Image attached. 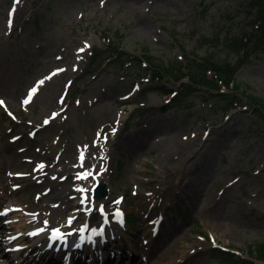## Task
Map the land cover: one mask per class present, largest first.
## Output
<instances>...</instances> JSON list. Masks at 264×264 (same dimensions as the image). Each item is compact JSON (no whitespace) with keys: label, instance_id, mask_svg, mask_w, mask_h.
Here are the masks:
<instances>
[{"label":"rangeland","instance_id":"rangeland-1","mask_svg":"<svg viewBox=\"0 0 264 264\" xmlns=\"http://www.w3.org/2000/svg\"><path fill=\"white\" fill-rule=\"evenodd\" d=\"M249 2L0 0V201L12 205L1 225L23 236L38 224L23 213L44 216L50 233L82 225L64 195L70 179L89 172L79 183L90 201L98 179L108 195L95 203L117 200L133 215L119 243L131 242L126 252L140 264H220L213 246L247 258L264 241V119L246 97L264 99V50L236 72L238 89L225 90L240 99L228 111L205 91L173 103L155 89L168 82L105 63L94 69L90 55L107 36L164 62L184 53L235 62L229 42L249 36Z\"/></svg>","mask_w":264,"mask_h":264},{"label":"trees","instance_id":"trees-1","mask_svg":"<svg viewBox=\"0 0 264 264\" xmlns=\"http://www.w3.org/2000/svg\"><path fill=\"white\" fill-rule=\"evenodd\" d=\"M249 6L254 10L249 36L242 35L229 42L232 51L237 55L235 62L214 58L212 55L198 58L187 53L180 59L172 58L164 62L149 53L140 56L131 54L120 47L119 40L104 36L105 47L91 49V65L97 69L105 63L114 69L126 70L127 74H134L137 78L148 77L150 83L166 81L173 87L167 88L162 84L155 89L163 94L173 93L171 98L173 103L182 101L197 91L209 92L215 101L221 103L219 109L226 111L236 107L240 99L224 90H237L236 72L254 52L264 50V0H250ZM204 40L212 42L208 37H204ZM246 97L252 104V114L258 112L264 119V99L252 94H247ZM165 109L166 107H163V110ZM246 253L249 257L264 262V241L257 242L254 247H248ZM211 255L220 264L253 263L248 258L234 259V253L217 247L211 249Z\"/></svg>","mask_w":264,"mask_h":264},{"label":"bare ground","instance_id":"bare-ground-1","mask_svg":"<svg viewBox=\"0 0 264 264\" xmlns=\"http://www.w3.org/2000/svg\"><path fill=\"white\" fill-rule=\"evenodd\" d=\"M149 134H150V131L145 134V137L148 138ZM113 138L111 136V138L109 139V142H106L108 144V151H110V146L112 144ZM101 158H102V156H101ZM23 160H25V159H23ZM44 179H45V177L41 181H43ZM79 181H80V179H77V178H73V179L69 180V186H68L69 191H67L65 193V195H64L65 199L64 200H65L67 205L72 203V206L74 208H79V210L71 212V214H72L71 221H76L79 219H82V220L87 219L88 220L87 222L89 223V229H85L84 227L81 226V224L78 226H74L73 227V230H74L73 234L65 236L63 243H58V240L51 239V234H49L48 231L45 229L46 227H48V222H42L44 216H42L40 214L28 215L26 213H23L21 215H25L26 219L28 221L38 222V224L35 225L36 226L35 228H33V229L31 228L32 231L23 235L24 241L28 240L27 243L38 239L40 236L42 237L43 247L39 250V252L36 249L37 248L36 247L34 249V253L37 252V254H40L41 252H44L47 249L53 250L55 247L65 246L67 241H69V240L78 241L79 244H83L84 240H83V242H81L80 236L81 235H83V236L87 235L88 232L91 230L90 228H92V227L96 228V229H100L101 227H103L105 229V231L101 235V237L103 238L104 241H106V243L109 241H112V239L115 238L116 235H118V237H120L121 234L122 235L126 234V229H127L126 225L124 223H120L119 221L114 220L113 215L110 214V216H111L110 223L104 224L101 221L97 220V214L99 213V210L94 209L91 213H89L90 215L86 213L85 209L88 205L82 206L80 204V201H79L80 193L75 191L74 189H76L78 187L88 189L89 187L86 184H80ZM11 183H15V182H11ZM0 188H2L4 193H5V187L2 185V183H0ZM51 190H52V187L49 188V191H51ZM89 193H90V190L88 189V195H89ZM70 200H72V201H70ZM95 200H97V199H95ZM89 201H90V196H89ZM2 203H3V205H1V207H0V213H3L5 209H7L9 211L5 215H0V233L2 232L0 235V264H15L16 260H15L14 255L5 249L4 239L6 241V238H7L6 237V231H5L6 228H5V225H1L3 222V219L11 212L12 205L0 201V204H2ZM90 204H91V202H90ZM95 205L98 208L100 204L98 203ZM113 206H115V204H113L112 207ZM104 210H106V209L104 208ZM57 211H59V210H57ZM110 212H111L110 209H107V211H105V213H110ZM56 214H58V215L63 214L64 215V211H61V212L56 213ZM54 218H56V216H54ZM39 222H41V223L39 224ZM80 226L82 227L81 229L79 228ZM37 229H42V231H40L41 235L40 234L38 235V232L36 231ZM117 230H119L120 233ZM30 233H34V234L30 235ZM95 242L102 243L100 240H97ZM17 243H20L19 240ZM28 246H29V244H26V242H24V243L21 242V244H19L20 248H27ZM145 254L147 255V258H149V256H151L150 255L151 251L146 252ZM138 255H139L138 253L137 254H135V253L131 254L128 264H140ZM21 264H28V263L22 261ZM59 264H61V263H59ZM159 264H162V263H159Z\"/></svg>","mask_w":264,"mask_h":264},{"label":"snow or ice","instance_id":"snow-or-ice-1","mask_svg":"<svg viewBox=\"0 0 264 264\" xmlns=\"http://www.w3.org/2000/svg\"><path fill=\"white\" fill-rule=\"evenodd\" d=\"M11 15V14H10ZM12 21L11 19H9V25H11ZM82 51V50H81ZM53 75H55V73H53ZM40 83H43V81H41ZM36 91L35 88L31 89L29 91V94H28V97L23 101L24 104H27L31 98H32V95L33 93ZM63 99V98H61ZM3 102L0 101V104H2ZM56 113H53V116H55ZM45 124L48 123L47 120L44 121ZM113 132H115V129H113ZM97 136L99 137L100 136V133H97ZM16 139V138H14ZM106 139V137H105ZM81 159H83V154H81ZM44 165L43 164H38L37 165V168L38 169H43ZM104 171V168L103 166H101V169H100V173H102ZM100 173H96V176H99ZM89 176H92V173H89V172H85V173H78L77 175V179H86L88 178ZM93 179H95V176L92 177ZM99 185V181L97 180L96 183H93L91 185V189H92V197H91V201L92 203L90 204V201H89V195H88V189H85V188H76L74 189L75 191L79 192L80 193V196H79V201H80V204L82 206L84 205H88L85 209L86 213L89 214L91 213L94 209H97L99 210L103 215H105V222H107V214L105 213L104 211V205L103 204H100L99 207L97 208L95 206V195H94V192L96 190V188L98 187ZM114 204L116 205H119L121 202H117V200H114L113 201ZM9 210L5 209L3 213H0V215H5ZM115 215L113 216V219L116 220V221H119L121 223H123V220H124V213L123 211L121 210V208L117 207L115 209ZM163 223V218L162 217H158L156 221H154V224H162ZM37 232L39 231H42V229H37L36 230ZM158 233V228H153V234H157ZM31 234H34V233H30ZM95 235H102V230L101 232H96L95 230L93 231V234L92 236H95ZM92 236H88V237H84L83 235L80 236V240L81 242H83L84 239H88V240H91L92 239ZM65 238V233L64 232H61L59 229H53L52 232H51V239L53 240H56V239H60V240H63ZM77 247H79V245H77Z\"/></svg>","mask_w":264,"mask_h":264},{"label":"water","instance_id":"water-1","mask_svg":"<svg viewBox=\"0 0 264 264\" xmlns=\"http://www.w3.org/2000/svg\"><path fill=\"white\" fill-rule=\"evenodd\" d=\"M107 194V189L103 183L99 184L95 190V196H105Z\"/></svg>","mask_w":264,"mask_h":264}]
</instances>
